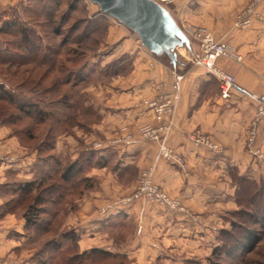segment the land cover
Returning a JSON list of instances; mask_svg holds the SVG:
<instances>
[{
    "label": "crops",
    "instance_id": "crops-1",
    "mask_svg": "<svg viewBox=\"0 0 264 264\" xmlns=\"http://www.w3.org/2000/svg\"><path fill=\"white\" fill-rule=\"evenodd\" d=\"M24 1L0 0V14ZM157 1L189 36V54L178 52L181 56L174 65L168 56L159 57L142 45L129 27L108 17L105 36L90 54L107 47L103 64L129 54L132 66L127 73L80 86L87 90L84 105H91L96 118L64 129L55 126L48 157L41 156L38 144L21 141L9 126L0 125V264H46L49 252L40 248L45 236L29 243L22 206L7 187L13 176L18 182L32 180L44 175L47 166L54 174L52 157L65 163L88 157V153L95 157L83 172L93 185L66 195L60 203L63 209L55 217L58 221H53L58 231L49 234V238L55 236L65 243L69 239H63L60 232L72 229L78 235L79 253L92 248L109 252L94 264L205 262L218 244V229L227 225L228 212L237 208L236 185L229 170L235 167L240 174L264 177V117L254 145L247 143L256 104L249 92L264 99V0ZM99 15L104 13L98 11L93 17ZM243 16L251 22L236 24ZM196 26L210 30L216 39L242 54L246 67L239 73L238 86L244 93L223 98L216 79L212 88L209 83L203 86L212 75L191 60L198 49L191 35ZM217 64L239 72L238 64L229 58L221 57ZM174 70L184 77L166 141L184 155L186 168L159 156L158 142L140 133L144 123L158 122L150 111L136 106L138 100L153 96L155 83L169 85ZM196 131L208 135L218 147L190 138ZM147 166H154L155 182L184 209L143 198L127 199Z\"/></svg>",
    "mask_w": 264,
    "mask_h": 264
},
{
    "label": "trees",
    "instance_id": "trees-1",
    "mask_svg": "<svg viewBox=\"0 0 264 264\" xmlns=\"http://www.w3.org/2000/svg\"><path fill=\"white\" fill-rule=\"evenodd\" d=\"M54 3L55 9L53 10L45 5L42 8L44 15H46L49 20H52L56 16L55 12L59 9L62 2L58 0ZM98 11L100 12V10ZM37 15L34 12L33 16ZM98 17L99 16H96L93 19L89 18V20H87L84 33L80 38L89 37L91 34V32H87L89 31L87 27L90 28L91 26L95 27L96 25H100L101 21L98 20ZM3 23L8 26V30L2 28L0 33H8L14 37H20V39L0 40V66L10 65V67L20 68L30 62L28 59L34 58V68L36 69L34 72L36 75L31 76L32 80H29V82H32L31 85L36 88L40 87V91L46 93L63 90L62 93L56 94L52 100L54 103L63 104L61 116H65L59 123H56L50 116L52 126H50L47 133L51 144L56 124L62 125L61 128L64 129L65 124H71L79 111L78 107L70 110L72 106H78L75 103V91H73V88L83 85L80 83L85 81V79L82 78L78 83H76L77 81L74 82V80H70V66H68L69 63L72 61L74 62L77 57L73 52H70V49H67L65 53L62 52L64 48L63 42L60 43V47L48 41L43 42L40 34L37 36L38 40L33 39L31 35L33 30L29 27L18 26L21 23H19L17 17L12 19L5 18ZM56 33L58 32L56 31ZM76 62L77 61L74 63ZM64 72L68 74L64 75ZM8 73L6 72V74ZM213 78L212 76L209 82L202 85H207L206 87H208V83L212 84L213 81L215 82V78ZM23 81L26 80H22L21 82ZM37 104V100L35 102L27 99L21 100V98L16 96L5 83H0V121L2 123L15 124V122L22 118L25 119V117L34 118L36 125L44 124L46 121L49 122L47 120L48 108H40ZM13 110L16 111V114L12 112ZM78 122L80 123V119H78ZM41 143L42 141L39 143V147H41ZM50 144L46 141L42 147H46V150L49 151ZM49 155L52 157L51 154ZM87 155L88 157L83 155L76 160L66 163L52 157L55 165H57L54 174L47 175V173H44V175H40L38 178L22 181L23 183L17 185L16 188L13 189L15 198L18 197V206H22L21 211L25 217L26 230L33 229V231H37L38 236L36 238L45 236V238L42 239L40 248L42 251L46 250L49 252L47 260L44 261L46 264H94L97 258H104L109 254V252L99 248H92L91 250L79 253L77 251L78 235L72 229L60 232L63 239H69L65 243L55 238V236L49 238L50 233L56 230L58 231V227L56 226L58 219L55 217H57V214L60 212L62 208L60 203L64 201L66 195L79 193L80 187L77 186L79 183L83 182L81 185L83 187L93 185L91 178L83 175L84 167L93 162L91 161L93 155L90 153ZM229 173L233 182L238 187L242 185V188L247 192H249V190L252 191L250 194H247L248 200L245 201H241L240 196L237 194L236 202L240 206L247 205L251 208L252 212L250 216L253 223L264 225V198L257 199V196L254 194L255 191H258L259 196L264 197V180L258 183L254 178L240 174L235 167L231 168ZM40 178H43L42 180L44 182H42ZM33 187L36 189V195L34 197L30 194ZM23 204L26 205L24 206ZM55 219L56 222L53 223ZM241 232L243 234L242 240L241 237L235 236L232 232L228 231L231 244L225 242H222L220 245L217 244L212 249V253L208 258L211 259L213 256L223 258L224 256L234 254V252L239 249H244L246 251L253 249L260 240L258 235L246 226H241ZM87 259H89V261Z\"/></svg>",
    "mask_w": 264,
    "mask_h": 264
},
{
    "label": "rangeland",
    "instance_id": "rangeland-1",
    "mask_svg": "<svg viewBox=\"0 0 264 264\" xmlns=\"http://www.w3.org/2000/svg\"><path fill=\"white\" fill-rule=\"evenodd\" d=\"M56 1L58 0H25L19 5L15 7H11L9 10L0 14V27H1L0 30L2 28H4V30H8V26L3 23L5 18L12 19L14 17H17L19 23H21L18 26L29 27L33 30L31 34L33 39L38 40L37 36L38 34H40L41 40L43 42L48 41L51 42L52 44L58 45V47H60V43L63 42L64 48L62 52L65 53L67 49H70L71 50L70 52H73L77 57L74 60V62L77 61L76 63L72 61L68 65L70 66L69 67L70 80L72 81L74 80V82L77 81L76 83H78L82 78L85 79V81L80 83L83 85H86L88 83L89 85L92 83H99L100 81H105L109 79L113 75H116L118 73L124 74L130 70L132 66V57L129 54H124L121 57L115 59L114 61L107 62L106 64H103L102 60L105 58L107 54V50H108L107 47L99 51H96L95 53L90 54V52H92L94 47L97 45L96 43L100 42V40L102 41V39L104 38L107 27V20L108 17L110 16H107L105 14L99 15L98 20L101 21L100 25H96L95 27L91 26L90 28L87 27L89 30L87 32H91V34L89 35V37L80 38L84 33V29L87 25V20H89V18L93 19L94 18L93 15L96 12H98L99 10L98 5L96 3L91 2L90 0H61L62 3L59 6V9L55 12L56 16L52 20H49L47 19L46 15H44L42 8L45 5L48 8H52L53 10L55 9L54 2ZM34 12L36 13V15L38 13V15L33 16ZM243 19L244 17L240 18L241 21ZM237 22L235 21L236 24ZM250 22H251V18H250ZM238 24L241 25L242 23L241 24L238 23ZM56 31L58 33H56ZM137 37L139 39L138 35ZM11 39H20V37H14L8 33H0L1 41L11 40ZM190 51L191 49L185 46L176 48L177 54L178 52L189 54ZM196 52L197 50L193 54V59L191 58L192 61H195ZM178 56H181V54H179ZM182 57L184 58L185 56L182 54ZM28 60L30 62L20 68L10 67V65L8 66L1 65L0 83H5L16 96L21 98V100L27 99L32 102H35L37 100L38 107L43 109L44 107L45 108L47 107L48 108L47 110L50 112V113L48 112V116H47L48 118L47 120L49 122L46 121L44 124L36 125L34 122V118L31 119L25 117V119L22 118L21 120L15 122V124H7V123H2L0 121V125L9 126L11 128L12 133L18 136L21 141H27L32 146L36 144H38L39 146V143L42 141L41 147L39 148L42 150L41 156L43 157V156H48V151L46 150V147H42V145L46 141L50 144V141L48 139L49 136L47 133L50 126H52V122L50 118L52 117L56 121V123H59L64 119L65 116V115L61 116L63 104L57 102L54 103V101H52L55 95L62 93L63 90H58L53 93H46L40 91L41 89L40 87L36 88L35 86L31 85L32 82H29V80H32L31 78L32 75H36L34 72V70H36L34 68L35 59L32 58ZM6 72L9 73L6 74ZM65 74L68 73L64 72V75ZM22 80H26V81L21 82ZM210 85H211L210 87L212 88L213 83ZM80 86L81 85L73 88V91H75V100H76L75 103L78 106H72L70 109L73 110L76 107L79 108V111L77 112V116L72 122L76 124L78 123V119H80V122L86 121L87 123L97 117V115L95 116L93 114V111L90 108L91 105H89V107L84 105V102L87 101V100L85 101L84 98L85 97L84 94L86 93L87 90L86 88L85 89L80 88ZM80 91L81 92L83 91L84 93L81 95ZM12 112L16 114L15 110H13ZM72 123L71 124L66 123L65 126L68 124L74 125ZM61 126L62 125L60 124H56V127L58 129L61 128ZM54 131L57 130L54 129ZM53 136L54 134L52 135V137ZM51 146H52V142L49 146V150ZM50 168H51L50 166L46 167V169H48V171L45 172L47 173V175H52L51 172H49ZM56 168L57 165H55L54 163V168L52 169L55 170ZM42 179L43 178H40V180L44 182ZM254 179L256 180V182L261 183V181L264 180V177L254 178ZM11 182L12 184L7 187L8 189H15L17 185L23 183L22 181L18 182L14 176L12 177ZM82 184L83 182L79 183L77 186L81 187ZM34 187L30 192V194L33 197L36 195L35 194L36 189ZM251 192H252L251 190L247 192L244 188H242V185L239 187L236 185L235 199L238 194L240 196L241 201L248 200L247 194L248 193L250 194ZM254 194L257 196V199L264 198L263 196H259L258 191H255ZM29 200L31 201L30 198ZM23 205L25 206L26 204ZM251 212H252L251 208L248 207L247 205L240 206L237 203V208L233 209L227 214L226 217L227 225L218 229L217 238H218V245H220L222 242L231 244L230 243L231 240L229 239L230 234L228 233V231H230L235 236L241 237L242 240L243 234L241 232V226L243 227L246 226L247 228L253 230L260 238L259 242L255 245V247L250 251L239 249L235 251L234 254H231L230 256H224L223 258L222 257L218 258L216 256H213L211 257V259L207 258L205 262L201 264H264V225L253 223L252 218L250 216ZM26 233L29 236L28 239L30 241L29 243L32 245L34 243V240L38 236L37 235L38 232L35 230L33 231V229L32 230L29 229ZM34 256L35 254L32 255V257H30L29 260H31ZM37 258L38 256L35 258L36 262H37ZM47 258L48 255L46 254L45 260H47Z\"/></svg>",
    "mask_w": 264,
    "mask_h": 264
},
{
    "label": "built area",
    "instance_id": "built-area-1",
    "mask_svg": "<svg viewBox=\"0 0 264 264\" xmlns=\"http://www.w3.org/2000/svg\"><path fill=\"white\" fill-rule=\"evenodd\" d=\"M166 1L170 2L173 0ZM243 17L244 19L242 21L239 19L237 24L242 23L243 25H247L250 23L248 16ZM191 35L198 43L195 62L201 64L207 73L216 79L220 96L229 98L234 92L244 93L238 86L239 73L246 67L242 54L236 48L216 39L213 33L204 27H193ZM221 57L234 60L239 66V72L233 73L220 67L217 64V60ZM183 77V73L174 70L173 80L169 85L164 81L155 83L153 96L138 100L136 106L144 111H150L153 118L158 122L157 125L144 123L140 128V133L146 138L158 142L159 156L169 160L173 164L186 168L187 161L184 155L171 147L166 141L180 100ZM249 94L256 100V104L249 122L247 143L254 145L259 123L264 117V99L257 92H249ZM190 138L198 143L211 144L213 147H218L217 144H212L208 135L200 131L192 132ZM136 198H143L170 208L184 209L176 198L172 197L163 187L155 182L154 166H147L140 171L136 188L127 196L129 200Z\"/></svg>",
    "mask_w": 264,
    "mask_h": 264
},
{
    "label": "water",
    "instance_id": "water-1",
    "mask_svg": "<svg viewBox=\"0 0 264 264\" xmlns=\"http://www.w3.org/2000/svg\"><path fill=\"white\" fill-rule=\"evenodd\" d=\"M99 10L133 30L146 48L177 63V47L191 48V40L170 11L157 0H90Z\"/></svg>",
    "mask_w": 264,
    "mask_h": 264
}]
</instances>
